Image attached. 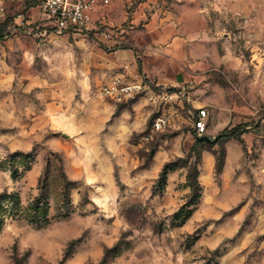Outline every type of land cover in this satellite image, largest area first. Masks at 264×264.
Returning <instances> with one entry per match:
<instances>
[{
  "label": "rangeland",
  "instance_id": "rangeland-1",
  "mask_svg": "<svg viewBox=\"0 0 264 264\" xmlns=\"http://www.w3.org/2000/svg\"><path fill=\"white\" fill-rule=\"evenodd\" d=\"M11 1L16 7L7 13L8 25L0 37V190L16 189L27 206L39 183H49L51 219L37 227L28 222L27 208L17 214L12 210L0 229V264H16V256L28 264H68L69 257L72 264H88L119 238L125 242L111 257L113 264H264V0H200L214 34L215 57L208 70L213 83L207 92L191 96L209 97L203 104L207 128L196 132L194 117L201 104L184 93L181 125L157 131L139 148L147 162L161 138L170 141L181 129V137L190 130L194 138L191 166L195 161L199 166L203 150L225 154L224 160L229 152L234 161L239 157L227 178L222 177L223 167H215L218 183H201L193 210L183 221L185 210L177 209L191 194L188 178L171 194L167 183L154 189L157 177L153 183H126L116 173V183H91L69 171L63 146L52 140L67 133L57 128L52 115V121L46 118L45 100H57L52 112L59 110L64 91L79 89L84 74L88 79L95 54L77 41L80 35L44 24L38 8L20 18L15 36L14 15L40 0ZM94 38L89 37L104 46ZM102 80L94 78V90L100 91ZM238 123L246 126L240 137L216 140L223 127ZM203 134L210 138L196 141ZM137 139L134 133L132 140ZM74 143L67 149L74 150ZM16 150L23 152L11 155ZM65 173L75 183L69 201L63 192ZM114 184L111 197L97 196L98 188L105 194L104 187ZM71 239V255L62 259Z\"/></svg>",
  "mask_w": 264,
  "mask_h": 264
},
{
  "label": "crops",
  "instance_id": "crops-1",
  "mask_svg": "<svg viewBox=\"0 0 264 264\" xmlns=\"http://www.w3.org/2000/svg\"><path fill=\"white\" fill-rule=\"evenodd\" d=\"M15 7L16 2L0 0V22ZM37 8L40 10L38 5L29 4L24 12L14 15V22H18L14 27L15 36L20 18L32 16ZM91 15L93 21L101 22L110 30V35L104 36L92 26L68 32L80 35L77 41L84 44L85 50L94 52L95 62L88 79L87 74L82 77L79 89L64 91L62 98L66 100H61L59 110L52 112L53 107L59 106L57 100H45L46 118L50 122L52 115L57 128L67 133L53 136L52 140L63 146L69 171L88 182L116 183L117 173L126 183H153L165 160L184 155L194 138L190 130L181 137L180 132L185 130L179 129L170 141L167 137L161 138L151 158L145 162L139 148L148 140L141 139L140 135L150 125L149 117L154 112L169 111V126L179 127L184 93L191 102H199L201 106L209 100V97L201 100L191 96L193 92H207L213 83L208 70L213 67L215 57L214 34L208 26L205 7L200 0H111L96 6ZM90 36L101 39L104 46L91 42ZM13 41L16 45V37ZM7 66H11L9 62ZM10 68L15 70L16 66L12 64ZM114 75L140 83L141 87L134 96L122 101L94 90L91 83L95 77L101 76L104 82ZM182 86L186 90H180L171 100L160 96L163 89L179 90ZM205 117L207 120V114ZM134 133L138 134L137 141L132 140ZM70 142H75L72 151L67 149ZM239 160L238 157L234 161L228 153L222 168L223 178H227L226 173ZM215 164L216 155L203 150L198 174L200 183H218L213 177ZM187 169L182 165L168 171L166 191L173 194L177 183H187ZM112 190H116L115 184L104 187L105 194L101 192L103 188H98L97 196L103 199L112 195ZM93 200L98 202L96 198ZM68 259V264H72L73 257Z\"/></svg>",
  "mask_w": 264,
  "mask_h": 264
},
{
  "label": "trees",
  "instance_id": "trees-1",
  "mask_svg": "<svg viewBox=\"0 0 264 264\" xmlns=\"http://www.w3.org/2000/svg\"><path fill=\"white\" fill-rule=\"evenodd\" d=\"M8 25L7 19L0 22V37L4 35V30ZM246 130L245 123H238L232 126H225L223 127L216 135V140L226 139L230 137H240L241 133ZM204 139V138H203ZM203 139L197 138L196 141H200ZM192 147L190 151L186 154L187 158L183 159L182 155L177 156L174 159H168L165 160V162L162 165V168L159 172V175L157 176L155 182H154V189L157 188V186L161 187L160 189H163V187L166 184V178L167 173L170 169H173L177 166L186 165L188 167L187 169V178L189 181V185L191 187V194L189 197L179 206L177 209L178 212H183L185 210V213L182 216V221L185 220L192 212L193 207L190 205L195 202L196 198L200 195V189H201V183L198 178L199 174V166L197 162L195 161L191 166V157L192 154ZM155 151V149L150 150V152ZM19 152H23L21 150H16L12 154H18ZM62 152V151H61ZM190 157V158H189ZM224 157L223 155H216V170H221L224 164ZM182 160V162H180ZM65 178L67 179L66 183H63V192L66 198V201H69V190L71 187L75 186V183H69L73 182L74 179L68 178L65 173ZM48 186L49 183H39V192L31 199V201L28 203L27 206H23L21 202V198L19 195V192L16 189H7L3 188L0 190V229L2 228L3 224L6 221V217L8 214L12 213V210L16 209V214L19 210H25L27 208L28 212L26 213L28 222L32 223L33 225L40 227L46 225L50 219L51 216L49 214V208H50V201H49V193H48ZM22 212H20L21 214ZM125 241L123 238H119L114 244L109 245L105 248L103 255L101 258L96 262H89L88 264H113L111 257L113 255H116L121 252L122 244ZM72 243V239L69 240L65 250L64 255L62 259L67 258L71 255L72 249L70 247ZM28 252H25V256L23 257V260L26 259V254ZM16 264H28L24 263L21 258L15 257Z\"/></svg>",
  "mask_w": 264,
  "mask_h": 264
},
{
  "label": "built area",
  "instance_id": "built-area-1",
  "mask_svg": "<svg viewBox=\"0 0 264 264\" xmlns=\"http://www.w3.org/2000/svg\"><path fill=\"white\" fill-rule=\"evenodd\" d=\"M111 0H40V18L43 23L56 29L57 31H76L84 27H94L96 32L108 36L110 30L92 19L91 11L98 5L109 3ZM140 83L125 81L121 76L114 75L109 80L104 81L100 87V92L110 96L116 101H122L128 97L134 96ZM180 90H186L182 86L179 90L163 89L160 96L164 99H173L179 95ZM207 110L204 106L199 107L196 117H194V126L198 134L203 133L207 128L206 120ZM171 124V114L169 112H159L154 115L148 128L141 133L143 140H150L154 133L163 130Z\"/></svg>",
  "mask_w": 264,
  "mask_h": 264
},
{
  "label": "water",
  "instance_id": "water-1",
  "mask_svg": "<svg viewBox=\"0 0 264 264\" xmlns=\"http://www.w3.org/2000/svg\"><path fill=\"white\" fill-rule=\"evenodd\" d=\"M198 138L199 139H203V138L209 139L210 137L206 134H203V135H199Z\"/></svg>",
  "mask_w": 264,
  "mask_h": 264
}]
</instances>
